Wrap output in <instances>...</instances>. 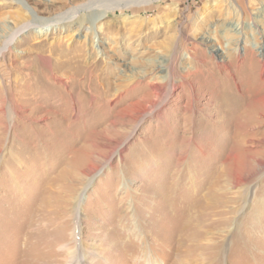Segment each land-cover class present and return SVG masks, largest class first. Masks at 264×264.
I'll return each instance as SVG.
<instances>
[{
	"label": "rangeland",
	"instance_id": "374dc122",
	"mask_svg": "<svg viewBox=\"0 0 264 264\" xmlns=\"http://www.w3.org/2000/svg\"><path fill=\"white\" fill-rule=\"evenodd\" d=\"M106 1L0 57V264H264V0Z\"/></svg>",
	"mask_w": 264,
	"mask_h": 264
},
{
	"label": "bare ground",
	"instance_id": "6f19581e",
	"mask_svg": "<svg viewBox=\"0 0 264 264\" xmlns=\"http://www.w3.org/2000/svg\"><path fill=\"white\" fill-rule=\"evenodd\" d=\"M59 1H60V3L62 2V0H59ZM153 1L154 0H140V1L135 0L134 2H131V4H135V5L140 6L143 4L151 3ZM106 2H107L106 0H86V1L81 2V3L73 4L72 6L66 8L65 10L63 9L61 12L57 13L54 17H50V19L46 18L47 20L44 19L45 17L44 18L40 17L38 14H37L38 16L36 15L35 17L29 16L26 20L24 19L20 23H18L17 27L15 29H12V32L8 36H6V38L2 41V45L0 47V57L3 56L5 51L10 49L11 42H12L14 36L19 31L27 29V28H33L35 30L34 32L36 34H39V33L43 32L44 30H47L46 26H44V25L48 26V21H53L54 22V24H52L53 26L58 25L60 22L61 23L67 22L68 25L75 22L77 24L78 28H80V27L83 28L84 25L88 24L87 27H85V29L87 31L94 32L95 28H98L94 24L97 23L96 21L99 20V18L103 14V12L106 9H114V8H117L120 6V4L111 5L112 3L105 5ZM66 3H63V4L66 5ZM125 3L128 5L129 4L128 0L125 1ZM82 11H85V13H83V15H80ZM257 17L260 18V16H257ZM231 27H232L231 30L235 31V33H240L242 31V28L240 26L239 21H237L236 24L232 25ZM99 29H100V27H99ZM168 72L170 74L171 79H173L174 75H175L173 70H169V71H167V73ZM172 81H174V80H172ZM169 88H170V90H172L174 88V82L170 83ZM162 96H163V101H164L167 94L164 93ZM159 107H160V105L156 104V105H154L153 108H154V110H156ZM151 110H152V108H151ZM83 249H85V247L81 248V255L84 254Z\"/></svg>",
	"mask_w": 264,
	"mask_h": 264
}]
</instances>
